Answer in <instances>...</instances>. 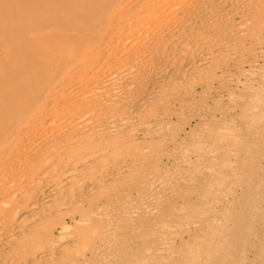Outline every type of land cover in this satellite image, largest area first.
<instances>
[{
    "label": "bare ground",
    "instance_id": "bare-ground-1",
    "mask_svg": "<svg viewBox=\"0 0 264 264\" xmlns=\"http://www.w3.org/2000/svg\"><path fill=\"white\" fill-rule=\"evenodd\" d=\"M261 42L264 0H0V264H178Z\"/></svg>",
    "mask_w": 264,
    "mask_h": 264
},
{
    "label": "rangeland",
    "instance_id": "rangeland-1",
    "mask_svg": "<svg viewBox=\"0 0 264 264\" xmlns=\"http://www.w3.org/2000/svg\"><path fill=\"white\" fill-rule=\"evenodd\" d=\"M254 53L264 56V42L257 44ZM220 91L224 92L225 88ZM246 92L247 90L243 92L244 96ZM262 92L259 91L255 96L261 103L249 107L242 105L244 108L239 112L243 118L239 123L227 121L225 127L229 136L222 139L211 133L210 147L216 150L218 145L223 144L224 148L221 155L214 153L211 157L212 165H208L211 170L210 181L205 183L197 175L194 176L195 181L191 184L193 197L187 198L190 205L182 204L183 208L174 216L171 225L178 227L177 225L205 218L199 221V227L191 237L185 233L180 234L173 248L165 249L157 241H150L149 246L160 247L165 259L175 258L178 264H208V261L215 264H264ZM244 98L233 99H238L241 103ZM232 100L220 101L222 106L218 104L212 112L218 113L220 107L225 108L227 105V116L234 114L237 110L233 106L239 103L233 104ZM211 123L217 129L219 122L212 120ZM175 249H180L177 257H173L171 253Z\"/></svg>",
    "mask_w": 264,
    "mask_h": 264
}]
</instances>
